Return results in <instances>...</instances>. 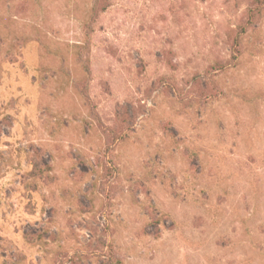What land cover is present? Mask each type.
<instances>
[{"label":"rangeland","instance_id":"obj_1","mask_svg":"<svg viewBox=\"0 0 264 264\" xmlns=\"http://www.w3.org/2000/svg\"><path fill=\"white\" fill-rule=\"evenodd\" d=\"M116 261L264 264V0H0V264Z\"/></svg>","mask_w":264,"mask_h":264},{"label":"trees","instance_id":"obj_2","mask_svg":"<svg viewBox=\"0 0 264 264\" xmlns=\"http://www.w3.org/2000/svg\"><path fill=\"white\" fill-rule=\"evenodd\" d=\"M115 263H116V264H121V263H119L118 261H116ZM115 263H110V264H115Z\"/></svg>","mask_w":264,"mask_h":264}]
</instances>
